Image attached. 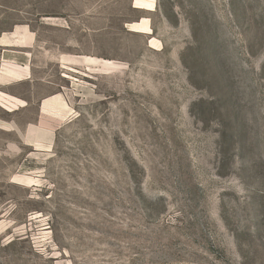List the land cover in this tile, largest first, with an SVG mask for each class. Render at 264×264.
Listing matches in <instances>:
<instances>
[{"label": "rangeland", "instance_id": "374dc122", "mask_svg": "<svg viewBox=\"0 0 264 264\" xmlns=\"http://www.w3.org/2000/svg\"><path fill=\"white\" fill-rule=\"evenodd\" d=\"M145 1L0 0V264H264V0Z\"/></svg>", "mask_w": 264, "mask_h": 264}, {"label": "crops", "instance_id": "0c3cea01", "mask_svg": "<svg viewBox=\"0 0 264 264\" xmlns=\"http://www.w3.org/2000/svg\"><path fill=\"white\" fill-rule=\"evenodd\" d=\"M10 63L12 62L4 60V66L0 70V85L2 87H8L21 82H31L32 69L30 64L20 63L17 64L18 66H11ZM0 93L5 95V99L3 100L6 101L8 105L15 106V109L12 112L24 107L20 104L23 102L20 98L11 96L5 92ZM66 108V101L61 96H54L41 100L38 119L35 124H29L26 127V132L20 138L21 142L25 145L47 144V138L45 135L52 134L55 131V127L59 125L61 120L58 112H61ZM4 125V129L12 126L10 122H4Z\"/></svg>", "mask_w": 264, "mask_h": 264}, {"label": "bare ground", "instance_id": "6f19581e", "mask_svg": "<svg viewBox=\"0 0 264 264\" xmlns=\"http://www.w3.org/2000/svg\"><path fill=\"white\" fill-rule=\"evenodd\" d=\"M137 4H138V8H143L146 10H152L153 4L150 3L149 1H145V0H136ZM132 27L134 28V30H136V32H141V33H147L150 34L151 33V29L149 27V24L146 21H143L141 23L138 24H134L132 25ZM50 100V99H49Z\"/></svg>", "mask_w": 264, "mask_h": 264}]
</instances>
